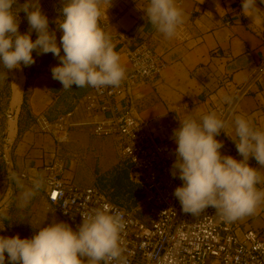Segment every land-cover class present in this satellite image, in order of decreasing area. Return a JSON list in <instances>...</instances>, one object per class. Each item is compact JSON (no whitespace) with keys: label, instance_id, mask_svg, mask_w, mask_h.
Here are the masks:
<instances>
[{"label":"clouds","instance_id":"obj_1","mask_svg":"<svg viewBox=\"0 0 264 264\" xmlns=\"http://www.w3.org/2000/svg\"><path fill=\"white\" fill-rule=\"evenodd\" d=\"M108 4L102 12L101 0H63L57 29L50 30L40 0H0V66L8 76L21 64H34V51L37 55L51 53L59 60L51 69L52 78L61 82L63 89L73 85L98 90L118 87L125 69L101 26L111 0ZM141 10L146 22L166 37H173L183 24V11L175 0H147ZM20 12L26 15L27 33L19 31ZM241 15L251 18V24L264 26V10L257 6V0H242ZM33 30L37 33L35 40ZM57 30L62 33L59 42ZM225 127L224 120L209 113L198 118L189 115L173 130L176 148L170 172L182 181L173 195L184 213L199 216L212 207L224 219L235 220L254 214L264 203V189L257 187L264 183V130L242 116L235 117V138L231 139L242 157L237 160L220 152L223 142L216 136L225 133ZM250 158L261 167L250 166ZM81 217L76 230L66 222L53 220L31 238L0 235V264H5L6 258L10 264H121V213L100 205Z\"/></svg>","mask_w":264,"mask_h":264},{"label":"crops","instance_id":"obj_2","mask_svg":"<svg viewBox=\"0 0 264 264\" xmlns=\"http://www.w3.org/2000/svg\"><path fill=\"white\" fill-rule=\"evenodd\" d=\"M59 2L62 4L63 0ZM175 2L183 11V24L171 38L159 33L144 19L145 13L141 9L146 7L147 0H111L108 17H101L111 36L125 31L134 32L139 41L148 40L167 61L168 67L161 77L142 84L135 91L133 112L147 123L156 141L169 142L174 152L176 144L172 134L179 127V120L189 115L197 118L209 113L217 115L216 108L222 106L233 89L245 83L264 60V26L251 24V18L241 15L242 0ZM108 6L107 0H101L102 12ZM257 6L264 10L261 0H257ZM48 20L49 29L56 30L57 19L48 17ZM61 35L57 30L58 42ZM31 36L35 40L37 33L33 30ZM113 46L120 56L126 76L130 72L124 53L126 47L117 42ZM33 55L35 64L26 105V87H23L19 105L9 111L14 119L5 120L6 130L2 133L14 142L13 170L27 172L33 179L41 178L45 175L44 166L60 155L66 156L74 164L86 160L98 167L100 174L113 169L118 163L114 138L97 137L90 128L78 127L72 129L67 142L59 143L53 136L40 133L34 126L35 118L40 115L53 121L70 112L91 87L77 88L73 85L70 89H63L61 82L53 79L51 73L52 67L59 63L58 58L51 53L37 55L35 51ZM25 80L26 84L27 76ZM237 116L248 119L255 128L264 130V77L243 99L224 130L226 134L223 133L219 139L223 142L221 154L240 160L242 157L231 139L235 138L233 121ZM20 129L23 131L19 134ZM72 155H77L78 160ZM248 163L252 167H261L252 158ZM0 178H5V175L0 174ZM257 187L264 189V183ZM41 192L46 199L43 189ZM235 222L240 236L247 230L264 236V203L258 206L254 214L235 219Z\"/></svg>","mask_w":264,"mask_h":264},{"label":"built area","instance_id":"obj_3","mask_svg":"<svg viewBox=\"0 0 264 264\" xmlns=\"http://www.w3.org/2000/svg\"><path fill=\"white\" fill-rule=\"evenodd\" d=\"M40 7L45 15L56 20L62 4L59 0H40ZM101 26L112 44L125 45L130 72L118 87L100 90L91 87L70 112L53 121L40 115L35 118L34 126L59 143L67 142L72 129L78 127L90 128L97 137L114 138L122 160L131 168V180L141 187L142 199L136 206L127 208L96 186L71 185L63 179L64 160L56 158L44 166L45 175L37 180L47 202L57 208L73 230L82 223L81 215L100 205H108L121 213L124 222L120 237L121 264H264V236L258 232L247 230L238 235L235 220L224 219L212 207L199 216L182 211L173 195L174 189L182 184L170 172L174 150L169 142L156 141L147 123L133 112L135 91L142 84L161 77L168 63L148 40L139 41L136 33L125 31L111 36L102 20ZM263 77L264 60L216 108L217 116L226 126ZM7 117L11 119L13 115L7 114ZM10 151L9 141L4 138L0 142V160L7 167L12 163ZM7 174L9 179H38L31 178L27 172L10 169Z\"/></svg>","mask_w":264,"mask_h":264},{"label":"rangeland","instance_id":"obj_4","mask_svg":"<svg viewBox=\"0 0 264 264\" xmlns=\"http://www.w3.org/2000/svg\"><path fill=\"white\" fill-rule=\"evenodd\" d=\"M20 2L23 3V0H20ZM19 21V31L27 33L29 27L25 13H19ZM32 69H34L33 64L31 66H23L21 64V68L10 70L7 76V70L0 66V137L8 139L11 146L10 157L12 161L11 165L7 167L0 160V174L5 175V178H0V228L4 227L0 230V235L3 236H15L18 234L21 238H31L37 229L41 226H46L53 220L66 222L59 214L57 208L48 204L44 198L41 192L43 187L37 181L39 178L36 181L7 178L8 169L13 170L12 153L14 142L10 140L8 135H2L6 130L4 122L6 119L11 120L7 117V114L13 115L9 111H13L16 106L13 96L15 97V91L17 90V81L19 83L22 82L23 90L27 82L28 85L30 83L33 75ZM25 76H27L26 84ZM27 91L28 86L26 93ZM12 119L14 118L12 117ZM2 138L0 142L3 140ZM114 142L118 163L113 169L100 174L99 168H95L92 163L86 160L74 164L65 155V158L60 155L58 158H62L66 165L63 179L67 183L78 187L96 186L106 192L113 201L127 208H132L142 199L141 187L131 180V168L127 162L122 160L119 146L116 140ZM72 156L75 160H78L77 155ZM5 255L7 257V254ZM5 264H10L7 258Z\"/></svg>","mask_w":264,"mask_h":264},{"label":"bare ground","instance_id":"obj_5","mask_svg":"<svg viewBox=\"0 0 264 264\" xmlns=\"http://www.w3.org/2000/svg\"><path fill=\"white\" fill-rule=\"evenodd\" d=\"M21 80H22V78H21ZM22 83V82H21ZM21 83H19L18 81H17V85H16V91H15V97L13 96V98H14V103L16 104V106L20 103V101H21V95H22V85H21ZM14 104V105H15ZM13 120V119H12ZM11 124H13V123H11ZM12 126V125H11ZM11 132H12V129H11Z\"/></svg>","mask_w":264,"mask_h":264},{"label":"trees","instance_id":"obj_6","mask_svg":"<svg viewBox=\"0 0 264 264\" xmlns=\"http://www.w3.org/2000/svg\"><path fill=\"white\" fill-rule=\"evenodd\" d=\"M27 86H28V82H27V85H26L25 93H24V105H26V99H27V93H26ZM24 105H23V107H24ZM22 131H23V130L20 129V130H19V134H20ZM114 202H115V201H114ZM116 203H118V202H116Z\"/></svg>","mask_w":264,"mask_h":264}]
</instances>
